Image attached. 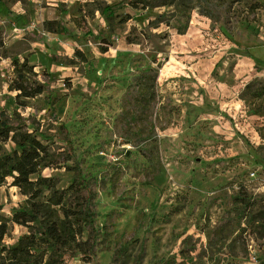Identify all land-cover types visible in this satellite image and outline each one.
I'll return each instance as SVG.
<instances>
[{
  "label": "rangeland",
  "instance_id": "374dc122",
  "mask_svg": "<svg viewBox=\"0 0 264 264\" xmlns=\"http://www.w3.org/2000/svg\"><path fill=\"white\" fill-rule=\"evenodd\" d=\"M142 1L0 0V118L47 147L57 189L80 170L93 192V257L64 264H264V0ZM25 60L43 93L16 100Z\"/></svg>",
  "mask_w": 264,
  "mask_h": 264
},
{
  "label": "trees",
  "instance_id": "16d2710c",
  "mask_svg": "<svg viewBox=\"0 0 264 264\" xmlns=\"http://www.w3.org/2000/svg\"><path fill=\"white\" fill-rule=\"evenodd\" d=\"M130 6L137 9L146 5L142 0H130ZM76 56L82 61L85 58L77 51ZM15 80L9 91H15L16 100L32 99L43 93L39 84L29 85L27 74L32 67L25 60L18 65L12 62ZM142 99L149 104L153 99L146 85H142ZM21 125L14 126L8 119L0 118V187L8 178L11 186L16 187L25 197L24 206L13 212L11 219L1 215L0 204V264H64L65 259L77 257L91 259L93 253L85 249L83 242L85 228L92 230L94 217L93 192L87 180L78 170L75 181L66 189L56 188L53 178L43 177L48 159L47 147L35 135L20 131ZM12 142L9 153L2 151V145ZM80 192L83 197L80 198ZM72 200V201H71ZM245 204L241 194L235 199ZM26 228L14 244H4L8 224ZM184 264L185 257L182 256Z\"/></svg>",
  "mask_w": 264,
  "mask_h": 264
},
{
  "label": "crops",
  "instance_id": "0c3cea01",
  "mask_svg": "<svg viewBox=\"0 0 264 264\" xmlns=\"http://www.w3.org/2000/svg\"><path fill=\"white\" fill-rule=\"evenodd\" d=\"M0 3H1V2H0ZM0 6H1V7H0V17H1V16H2V11L5 10V9H4V7H3L2 4H0ZM0 64L3 65V62H0Z\"/></svg>",
  "mask_w": 264,
  "mask_h": 264
}]
</instances>
